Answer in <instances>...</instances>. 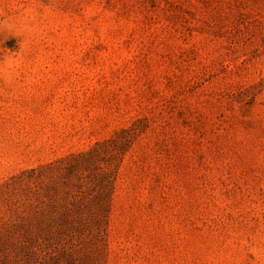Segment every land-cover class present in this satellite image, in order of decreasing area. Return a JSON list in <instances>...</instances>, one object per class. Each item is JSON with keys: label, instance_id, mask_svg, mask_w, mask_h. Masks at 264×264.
<instances>
[{"label": "rangeland", "instance_id": "374dc122", "mask_svg": "<svg viewBox=\"0 0 264 264\" xmlns=\"http://www.w3.org/2000/svg\"><path fill=\"white\" fill-rule=\"evenodd\" d=\"M0 264H264V0H0Z\"/></svg>", "mask_w": 264, "mask_h": 264}, {"label": "trees", "instance_id": "16d2710c", "mask_svg": "<svg viewBox=\"0 0 264 264\" xmlns=\"http://www.w3.org/2000/svg\"><path fill=\"white\" fill-rule=\"evenodd\" d=\"M93 161H89L88 159H85L84 161H76V162H71L69 163L66 167H64V171L61 172L59 174V177H66L69 178L70 176H75V179L77 180V182H73V180H70L68 182H66V186L70 185V184H75L77 186L80 187L81 182H82V178H83V169H87L90 167V165L92 164ZM101 169L100 175H101V187L98 190L97 193V197L98 198H108L111 193H112V170L109 169H104L102 167H99ZM48 188L47 190L49 192H52L54 194H57V192L59 191L60 185L58 182L54 180H52V182L50 184H47ZM65 186H63L64 188ZM62 188V189H63ZM94 188V187H93ZM65 192L68 194L69 193V189L65 190ZM52 207L54 209H56V213L51 217L50 215L45 217L46 213L44 211H42V216L45 217L43 218L44 220L47 218V221L44 220H38L42 231L46 232V234L49 235L50 232L52 231H57L58 233L61 234H68L70 236H77L78 235H82V228H89L95 225L96 223V218L94 217L93 213H94V209H90V207H86V208H81L79 209L78 207H76L75 204H73L72 207L66 206L64 203H53ZM83 212H85V214H91L93 216V220H82L79 224L78 223H72L70 222V217L71 216H75V217H79L81 216L82 219L84 217ZM98 216H100L102 219L104 218V207H101L98 209ZM41 215H36L35 218L38 219L40 218ZM56 217L61 218V222L59 223V226H55V223H57V221L54 219ZM45 224V225H44ZM60 227L59 230H56V228ZM29 226H26L25 229V235H30L29 234ZM64 251H67V249H64Z\"/></svg>", "mask_w": 264, "mask_h": 264}, {"label": "clouds", "instance_id": "9594fccd", "mask_svg": "<svg viewBox=\"0 0 264 264\" xmlns=\"http://www.w3.org/2000/svg\"><path fill=\"white\" fill-rule=\"evenodd\" d=\"M6 63H7V65H8L9 67H11V64L13 63V61H11V59H9Z\"/></svg>", "mask_w": 264, "mask_h": 264}]
</instances>
